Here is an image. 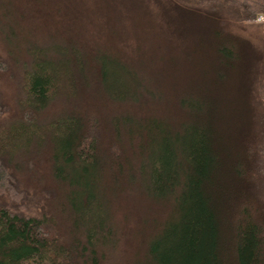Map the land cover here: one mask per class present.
<instances>
[{
  "label": "trees",
  "instance_id": "16d2710c",
  "mask_svg": "<svg viewBox=\"0 0 264 264\" xmlns=\"http://www.w3.org/2000/svg\"><path fill=\"white\" fill-rule=\"evenodd\" d=\"M148 1L0 0V264H264V0Z\"/></svg>",
  "mask_w": 264,
  "mask_h": 264
},
{
  "label": "rangeland",
  "instance_id": "374dc122",
  "mask_svg": "<svg viewBox=\"0 0 264 264\" xmlns=\"http://www.w3.org/2000/svg\"><path fill=\"white\" fill-rule=\"evenodd\" d=\"M155 1V2H154ZM149 2V5L151 6V8L154 10V12H152L153 15H149L147 18H149V20H151L152 18H154V20L152 19L151 21H153L157 27V29H163L165 30V25H166V22H165V17L163 16L162 12L161 11H158V5H156V0H151V1H148ZM133 13L135 12V10H131ZM131 12V13H132ZM132 16L134 17L135 14H132ZM135 18H139L141 23H142V26L144 29H147V27H149V23L145 20V18H141V17H138V16H135ZM151 18V19H150ZM252 29H255V28H248V30H252ZM175 36V35H173ZM160 38L162 37H159V41L161 40ZM166 46H168L166 44ZM28 200L24 201L25 203H27L28 205L29 204H33L34 201L38 200L39 198L32 195V194H28ZM37 203V202H36Z\"/></svg>",
  "mask_w": 264,
  "mask_h": 264
},
{
  "label": "built area",
  "instance_id": "2783aa9c",
  "mask_svg": "<svg viewBox=\"0 0 264 264\" xmlns=\"http://www.w3.org/2000/svg\"><path fill=\"white\" fill-rule=\"evenodd\" d=\"M258 21L260 20H264V16H259V18L257 19Z\"/></svg>",
  "mask_w": 264,
  "mask_h": 264
}]
</instances>
